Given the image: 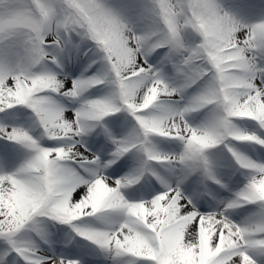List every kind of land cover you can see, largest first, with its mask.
Segmentation results:
<instances>
[{
	"label": "snow or ice",
	"instance_id": "obj_1",
	"mask_svg": "<svg viewBox=\"0 0 264 264\" xmlns=\"http://www.w3.org/2000/svg\"><path fill=\"white\" fill-rule=\"evenodd\" d=\"M0 264H264V2L0 0Z\"/></svg>",
	"mask_w": 264,
	"mask_h": 264
},
{
	"label": "rangeland",
	"instance_id": "obj_2",
	"mask_svg": "<svg viewBox=\"0 0 264 264\" xmlns=\"http://www.w3.org/2000/svg\"><path fill=\"white\" fill-rule=\"evenodd\" d=\"M264 0H261V2H263ZM225 2H227V0H225Z\"/></svg>",
	"mask_w": 264,
	"mask_h": 264
}]
</instances>
